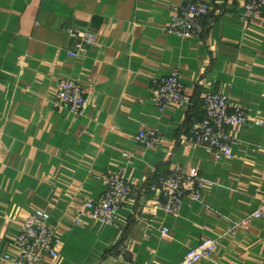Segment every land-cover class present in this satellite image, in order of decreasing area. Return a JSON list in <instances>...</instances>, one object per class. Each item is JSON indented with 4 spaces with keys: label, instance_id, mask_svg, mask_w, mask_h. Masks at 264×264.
<instances>
[{
    "label": "crops",
    "instance_id": "0c3cea01",
    "mask_svg": "<svg viewBox=\"0 0 264 264\" xmlns=\"http://www.w3.org/2000/svg\"><path fill=\"white\" fill-rule=\"evenodd\" d=\"M193 1L0 0V264L17 258L35 210L51 215L59 242L40 264H182L205 239L219 246L198 264H264V217L251 218L264 200V22L242 19L246 0H201L212 9L202 37L168 33L174 9ZM68 28L96 35L86 57L69 56ZM174 71L194 103L162 111L153 81ZM61 80L84 89L83 115L57 104ZM208 93L248 114L231 132V161L191 140ZM141 131L160 146L138 143ZM190 169L207 181L200 200L186 196L178 215L155 209L158 175ZM121 170L132 193L115 225H78L101 177Z\"/></svg>",
    "mask_w": 264,
    "mask_h": 264
},
{
    "label": "built area",
    "instance_id": "2783aa9c",
    "mask_svg": "<svg viewBox=\"0 0 264 264\" xmlns=\"http://www.w3.org/2000/svg\"><path fill=\"white\" fill-rule=\"evenodd\" d=\"M211 7L201 0H195L182 8H175L172 19L167 27L168 33L180 38H198L204 34V19L210 15ZM242 19L246 22L260 20L264 22V0H246ZM66 33L73 40V48L68 52L71 58L86 57L95 45L96 35L90 31L68 28ZM55 100L58 105L68 108L76 115H83L88 107V99L81 85L71 80L58 83ZM152 102L160 110L169 105L180 108L191 106L194 102L190 97L177 71L153 81ZM204 117L191 128V140L205 149L216 161H231L235 143L231 132L248 122L247 112L234 105L228 97L208 93L203 99ZM147 148H158L162 137L153 131H141L135 138ZM127 158L126 153L123 154ZM105 189L98 201H86L77 212V224L82 219L94 220L102 225L113 226L119 210L126 204L132 193L124 171L109 173L101 177ZM207 181L197 169L187 172L173 170L167 174H159L150 190L159 197L155 209L171 215H178L186 196L200 200ZM264 217V200L251 218ZM51 215L43 210H35L24 222L20 235L16 240L19 253L16 259L6 257L12 264H40L46 257L57 258L58 241L50 226ZM167 230H163L166 234ZM219 239H205L198 247L191 249L182 264H198L209 260L219 246ZM2 240H0V244Z\"/></svg>",
    "mask_w": 264,
    "mask_h": 264
}]
</instances>
